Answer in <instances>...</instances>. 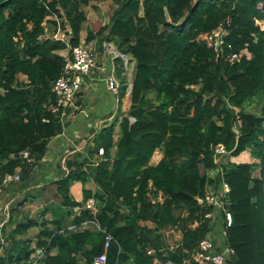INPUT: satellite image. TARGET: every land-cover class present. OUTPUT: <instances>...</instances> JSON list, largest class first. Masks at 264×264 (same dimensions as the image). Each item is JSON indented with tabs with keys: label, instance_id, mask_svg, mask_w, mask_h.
<instances>
[{
	"label": "trees",
	"instance_id": "1",
	"mask_svg": "<svg viewBox=\"0 0 264 264\" xmlns=\"http://www.w3.org/2000/svg\"><path fill=\"white\" fill-rule=\"evenodd\" d=\"M91 1L0 0V181L15 173L28 178L63 133L70 110L54 111L53 84L66 66L59 52L71 55L70 47L80 45ZM111 1L108 24L87 36L114 44L121 55L119 111L94 139L102 159L86 169L85 162L69 163L55 183L66 214L50 220L45 209L39 219L18 224L0 264H29L39 249L40 264H95L105 235L81 228L90 220L116 239L107 252L110 264L187 263L212 230L200 200L217 190L219 144L230 152L223 169L233 214L226 243L236 256L228 264H264V0ZM227 20L229 35L218 54L207 36ZM48 26L69 27L70 41L46 37ZM232 54L241 60L230 62ZM123 56L136 65L126 113ZM255 103L259 114L251 111ZM23 151L32 165L19 157ZM157 151L163 157L155 165ZM75 182L84 185L81 203L71 194ZM89 182L97 188L88 189ZM90 199L96 213L85 207ZM36 226V248L16 240ZM170 229L182 234L173 249Z\"/></svg>",
	"mask_w": 264,
	"mask_h": 264
},
{
	"label": "crops",
	"instance_id": "2",
	"mask_svg": "<svg viewBox=\"0 0 264 264\" xmlns=\"http://www.w3.org/2000/svg\"><path fill=\"white\" fill-rule=\"evenodd\" d=\"M103 2L106 1H96L90 6L95 5L101 8ZM87 9H85L87 13L85 24L89 28L84 33L81 30L80 46L94 51L95 65L90 74L84 77L81 92L73 105L68 108L70 112L63 117L65 125L63 133L51 140L46 155L28 178L5 187L0 193V257L2 258L7 255V249L11 245L9 237L18 224L29 219H39L45 209H49L46 218L50 220L66 214V209L61 206V202L56 196L55 183L68 174L69 163L78 165L85 162L83 167L86 169L96 165L102 159L103 155H99V152L94 150V139L103 127L113 121L119 111L117 91L109 90L107 80L114 77L119 84L117 69L121 68V63L116 59L121 55L114 44L101 41L100 37L88 42V33H97L108 24L109 20L107 23L101 21L96 14H94L95 16L91 15L90 10ZM69 33V27L58 31L49 26L46 27V37L66 43L70 41ZM59 53L67 58L69 49ZM122 58L124 61H128V63L125 61L124 68L129 83V92L122 103V112L126 113L131 106L129 93L135 79L136 65L134 62H130L128 57L123 56ZM162 157L163 154L157 151L152 163L158 164ZM86 187L92 190L97 188L94 182H89ZM83 189L84 185L81 182H75L70 189L72 196L79 203L83 201ZM77 211L76 209V214ZM39 232V226L33 227L16 240H30L32 247L36 248ZM209 236L219 246L225 245L221 222L214 226ZM181 239L180 231L176 229L166 231L167 244L171 249L177 246ZM40 251L41 249L37 250L32 255V259L36 258Z\"/></svg>",
	"mask_w": 264,
	"mask_h": 264
},
{
	"label": "built area",
	"instance_id": "3",
	"mask_svg": "<svg viewBox=\"0 0 264 264\" xmlns=\"http://www.w3.org/2000/svg\"><path fill=\"white\" fill-rule=\"evenodd\" d=\"M227 25H229V20H227L225 23H221L215 30L212 31L210 35L207 36V41L213 46L218 54L223 52L225 39L229 35ZM70 49L71 55H68L66 58L64 72L53 84V92L57 97V105L54 108V111H58L59 109H67L73 105L74 101L81 92L84 77L90 74L92 68L95 65L96 55L90 48L79 45L70 47ZM228 59L230 62L240 61L241 54H232L228 57ZM126 63H128V61H126ZM107 84L109 90L117 91L119 84L114 77H110L107 80ZM103 154L104 150L100 149L99 155L102 156ZM19 157L30 165L35 162L34 158L30 156L28 151L21 152ZM213 159L217 166L215 170L218 182L217 190L214 193L206 195L205 199L202 200V204H205L209 208V211L206 213L205 217L209 220L212 230L216 224L220 222L222 223L225 245L223 247L219 246L215 240L209 236L211 233L210 232L208 236L204 238L199 243L197 248H195V250L191 253L190 260L187 262L189 264H228L229 261H231L236 256L235 250L226 243L227 229L233 225V214L228 208V198L231 188L229 183L224 178L223 169L224 166L230 161V152L224 145L219 144L214 148ZM20 181L21 176L19 173L5 175L0 181V193L5 187ZM85 207L86 209L91 210L93 213H96L97 211L94 199L88 200ZM81 228H94L95 230L104 233V252L95 259V264H110L107 259V252L111 244L116 242V239L113 237V235L103 229L95 220L85 221L81 225ZM69 229H74V227L71 226ZM43 256L44 251L41 250L39 255L32 259L29 264H40ZM153 264L162 263L155 259Z\"/></svg>",
	"mask_w": 264,
	"mask_h": 264
},
{
	"label": "rangeland",
	"instance_id": "4",
	"mask_svg": "<svg viewBox=\"0 0 264 264\" xmlns=\"http://www.w3.org/2000/svg\"><path fill=\"white\" fill-rule=\"evenodd\" d=\"M96 2V0H92L91 3H94ZM99 3V2H97ZM102 9L100 7H96L95 5H91L90 8H88L87 10H90V14L95 16L94 14H96L99 19L101 21H104V22H108L109 20V17L111 16L112 14V11L114 9V5H113V2L111 0H108L106 2H103L102 5H101ZM262 28H264V22H260ZM89 27H86V24L83 25V33L86 32V29L88 30ZM251 111L254 113V114H259V106H258V103H255V105H253V107L251 108Z\"/></svg>",
	"mask_w": 264,
	"mask_h": 264
},
{
	"label": "water",
	"instance_id": "5",
	"mask_svg": "<svg viewBox=\"0 0 264 264\" xmlns=\"http://www.w3.org/2000/svg\"><path fill=\"white\" fill-rule=\"evenodd\" d=\"M166 17L167 18H169V16H168V14L166 13ZM132 86H133V84H132ZM131 93H132V87H131V91H130V93H129V95L131 96ZM200 203L202 204L203 203V201L202 200H200Z\"/></svg>",
	"mask_w": 264,
	"mask_h": 264
}]
</instances>
